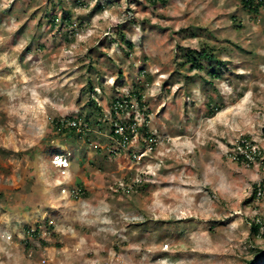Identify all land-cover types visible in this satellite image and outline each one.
Instances as JSON below:
<instances>
[{
	"label": "rangeland",
	"instance_id": "obj_1",
	"mask_svg": "<svg viewBox=\"0 0 264 264\" xmlns=\"http://www.w3.org/2000/svg\"><path fill=\"white\" fill-rule=\"evenodd\" d=\"M203 47L224 65H179ZM136 90L142 107L132 98L119 119L153 139L135 130L123 144L111 103ZM67 117L80 126L55 132ZM259 252L264 6L0 0V264H248Z\"/></svg>",
	"mask_w": 264,
	"mask_h": 264
},
{
	"label": "trees",
	"instance_id": "obj_2",
	"mask_svg": "<svg viewBox=\"0 0 264 264\" xmlns=\"http://www.w3.org/2000/svg\"><path fill=\"white\" fill-rule=\"evenodd\" d=\"M148 1L150 4H154V5L159 4V5L164 6L168 3L169 0H148ZM240 5L242 6L243 9H245L249 13L256 15L259 12V9L264 6V0H259V1L240 0ZM68 20L69 18L66 19V21ZM52 21H54V18L52 19ZM237 27H240V25L238 24ZM121 39L122 40L124 39L123 33H121ZM128 47L131 48V45L128 44ZM214 51L215 49H210L208 47H203L202 49H185V51L181 53L182 61L179 63V65L183 68H187L188 66V71H192V70L201 71V69H203L202 61L204 60L207 62L216 61L217 64H219L220 66L224 65L223 61H220L217 59ZM210 75L212 77H219L218 71L216 69H212V71L210 72ZM132 98H135L137 105L141 108L142 107V104H141L142 97H141L139 90L132 91L126 97L117 98L113 100L111 103L110 116L114 118V120L112 121L114 125H111L110 127L112 129V132L110 135H112L117 141H121L123 144L126 143V141H129L131 139L133 132L135 130H137L138 133H141L144 138L148 140L153 139V137L149 133L146 132L145 127L143 128L137 127L136 124L131 122L130 118H132V116H130V118L126 121H122L121 119H119L118 114H122L124 110L126 111L129 108H131L130 100ZM211 106L212 105H210V107ZM217 109H218V106L213 105V107L208 109V114L213 115ZM80 119L81 118H79V120ZM75 121H78V118H72V117H67L64 119L56 118L52 121V129L59 134H72L78 128L77 126H80V124ZM84 122L86 121L84 120ZM90 122L91 120H89V123ZM89 123L88 125L91 127L92 124H89ZM135 126H136V129H135ZM77 136H80V134H78ZM247 152L249 153L238 156L237 160L239 162L249 163L248 159L250 158V155L252 158L257 157L256 153H252L250 150H248ZM80 191H82V189H80ZM76 194H79V192ZM259 195H261V193H259ZM260 228H261L260 223L253 222L251 224V229H250L251 234L253 236L258 235ZM36 232H37L36 234H38V231ZM36 234L34 236H36ZM261 254L262 253L259 252L255 257V260L248 262V264H257V263L264 264V257L262 258Z\"/></svg>",
	"mask_w": 264,
	"mask_h": 264
},
{
	"label": "clouds",
	"instance_id": "obj_3",
	"mask_svg": "<svg viewBox=\"0 0 264 264\" xmlns=\"http://www.w3.org/2000/svg\"><path fill=\"white\" fill-rule=\"evenodd\" d=\"M59 158H61L60 159V162H61V164L60 165H56V163H54L55 161L54 160H52V164H53V166L54 167H57V168H60V169H65V168H67L68 167V163H66V161L65 160H63V159H65V157L62 159V157H59ZM68 159V158H67ZM63 161V162H62Z\"/></svg>",
	"mask_w": 264,
	"mask_h": 264
},
{
	"label": "bare ground",
	"instance_id": "obj_4",
	"mask_svg": "<svg viewBox=\"0 0 264 264\" xmlns=\"http://www.w3.org/2000/svg\"><path fill=\"white\" fill-rule=\"evenodd\" d=\"M54 163H56V162H54Z\"/></svg>",
	"mask_w": 264,
	"mask_h": 264
}]
</instances>
